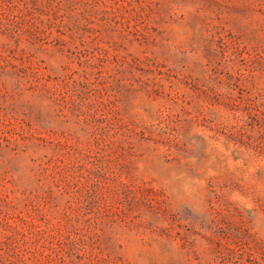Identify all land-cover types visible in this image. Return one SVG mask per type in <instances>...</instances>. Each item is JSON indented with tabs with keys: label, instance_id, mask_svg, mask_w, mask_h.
Masks as SVG:
<instances>
[{
	"label": "rangeland",
	"instance_id": "rangeland-1",
	"mask_svg": "<svg viewBox=\"0 0 264 264\" xmlns=\"http://www.w3.org/2000/svg\"><path fill=\"white\" fill-rule=\"evenodd\" d=\"M0 264H264V0H0Z\"/></svg>",
	"mask_w": 264,
	"mask_h": 264
}]
</instances>
